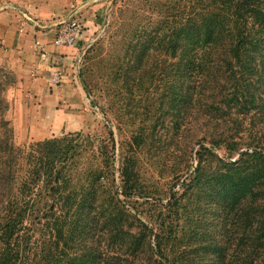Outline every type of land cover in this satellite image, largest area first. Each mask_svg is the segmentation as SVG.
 <instances>
[{
	"label": "trees",
	"instance_id": "1",
	"mask_svg": "<svg viewBox=\"0 0 264 264\" xmlns=\"http://www.w3.org/2000/svg\"><path fill=\"white\" fill-rule=\"evenodd\" d=\"M168 2H175L179 18L154 41L168 47L167 55L179 51V60L164 71L162 91L147 92L148 122L131 135L134 151L121 162L119 192L111 155L92 148L96 163L82 161L81 132L14 144L6 117V91L14 74L0 68V264H181L182 257L171 261L179 218L187 208L181 195L188 193L191 201L195 192L196 200L214 206L226 236L227 223L240 221L235 249H229L228 238L224 244L218 240L212 262L264 264V0ZM149 43L134 45L140 60L147 57ZM163 68L165 63L161 73ZM77 73L90 95L86 70ZM157 80L146 71L140 76V84ZM246 115L249 136L239 135ZM168 118L173 130L195 121L198 147L195 165L176 173L173 186L181 191L172 190L163 203L142 195L136 161ZM109 139L113 150L110 130ZM220 149L224 155L217 153ZM137 198H145L141 211ZM98 214L113 240L107 252L80 239ZM132 222V230L124 229Z\"/></svg>",
	"mask_w": 264,
	"mask_h": 264
},
{
	"label": "rangeland",
	"instance_id": "2",
	"mask_svg": "<svg viewBox=\"0 0 264 264\" xmlns=\"http://www.w3.org/2000/svg\"><path fill=\"white\" fill-rule=\"evenodd\" d=\"M106 1L109 2L106 13L103 14L95 32L90 35L92 40H88L79 60L75 63L77 72L86 70L90 95L83 89L84 106L72 108L77 111L72 119V125L63 124L70 125V128L57 130L53 129V123H50L51 127L45 129L35 122L34 125H37L35 132L15 130L9 109L6 117L14 130L13 142L16 146L44 138L60 137L66 133L81 132L85 136L81 146L84 151L82 161L89 162L94 159L92 148L96 150L97 147H101L100 150L104 155L105 153L111 155L114 188L119 192L121 162L134 151L129 145L131 135L135 129L148 122L147 107L151 98L147 96V92L154 96L158 95L162 91L163 79L168 77L164 71H168L173 60H179V51L173 56L167 55L168 47L162 46L161 43L156 44L154 38L156 39V34L162 37L167 35V29L177 23L179 12L175 2L170 4L168 0ZM7 2L8 0H0V14L6 10L4 5ZM143 40L150 43L145 45L147 57L140 60L134 45ZM11 55V51L4 49L0 38V68L13 72L8 63ZM164 63L167 70L163 68L161 73ZM129 66L131 70L128 73L126 68ZM144 71L148 76H153L159 81L151 85L149 81L140 84V76ZM93 99L96 100V105L91 104ZM150 107L152 109V106ZM245 117L242 119L239 135L249 136L252 124L249 115ZM168 120L169 118L158 126L159 131L154 138L146 140V144L140 148L136 161L138 186L143 192L142 195H148L146 197L149 200L161 199L163 203L170 199L172 190L181 191L178 185L173 186L177 174L181 169H187L190 164L195 165L194 150L198 147L195 144V139L198 137L195 121L173 130ZM258 124L257 127L261 126ZM109 130L115 142L113 150ZM32 133H36V136H32ZM217 153L224 155L223 149L217 150ZM95 156H98L97 152ZM236 157L237 155H234L231 160ZM103 161L105 163L109 159H102ZM93 162L96 163V160ZM100 192L103 194V188ZM196 193L191 201L188 193L181 195V201L187 205V208L179 218L176 239L173 241L175 247L172 263L175 257H182L185 260L183 262L182 259L181 264H215L212 262L216 251L215 243L219 240L224 244L228 238L229 249H235V243H238L237 240L241 236V230L236 229V224H240L239 220L231 224L227 223L228 236H226L214 216V206L204 199L196 200ZM117 197L123 199L120 193ZM144 199L137 198L138 203H135L137 211H141L144 206L139 205ZM105 222L107 221L104 217L98 214L96 222L88 224L85 232L81 234L82 245H91L107 252L113 240L106 230ZM133 225V222L132 226L127 223L124 229L132 230ZM117 249V247L113 248L114 251ZM110 253L112 252L108 254Z\"/></svg>",
	"mask_w": 264,
	"mask_h": 264
},
{
	"label": "crops",
	"instance_id": "3",
	"mask_svg": "<svg viewBox=\"0 0 264 264\" xmlns=\"http://www.w3.org/2000/svg\"><path fill=\"white\" fill-rule=\"evenodd\" d=\"M108 4L106 0H8L4 5L0 38L4 49L12 52L8 63L14 83L7 89L6 99L15 130L35 132V122L45 129L51 127L50 123L53 129L70 128L77 113L72 108L84 106L75 63ZM75 10L81 30L74 45H55L53 23ZM28 16L41 25L52 26H34Z\"/></svg>",
	"mask_w": 264,
	"mask_h": 264
},
{
	"label": "built area",
	"instance_id": "4",
	"mask_svg": "<svg viewBox=\"0 0 264 264\" xmlns=\"http://www.w3.org/2000/svg\"><path fill=\"white\" fill-rule=\"evenodd\" d=\"M78 15H79L78 11L75 10L73 13L53 23V26H55L56 28L55 37L53 39V43L55 45H74L76 38L81 30V25ZM27 19L31 20L33 25L37 27L45 28L52 26L51 24L41 25L40 23L32 19L30 16H28ZM80 56L78 57L77 61L79 60ZM56 80L57 77L52 79V81H56Z\"/></svg>",
	"mask_w": 264,
	"mask_h": 264
}]
</instances>
